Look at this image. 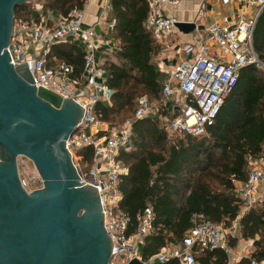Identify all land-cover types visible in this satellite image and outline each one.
<instances>
[{"label":"trees","instance_id":"trees-1","mask_svg":"<svg viewBox=\"0 0 264 264\" xmlns=\"http://www.w3.org/2000/svg\"><path fill=\"white\" fill-rule=\"evenodd\" d=\"M83 1L41 0L40 7L42 12L56 8L67 14ZM148 8V0H109L107 19L113 18L114 23L107 35L116 46L101 49V65L113 92L108 105H95L96 116L109 129L132 118L129 144L117 155L126 167L118 175L117 186L118 209L129 216L127 232L136 229L137 214L149 205L154 227L142 237V256L146 257L168 243L179 244L197 212L224 226L237 219L239 236L252 239L255 249L235 264H251V258H264V198L241 213L234 180L247 177L249 157H264V70L255 63L240 69L235 86L203 134L169 132L160 123L159 113L173 117L177 110L165 105L166 75L155 61L160 45L145 24ZM32 14L30 2L15 5L14 24L27 22ZM252 44L264 62V6L257 16ZM47 55L71 64L73 74H80L83 50L74 41L51 44ZM142 94L162 105L161 111L133 117ZM90 152L89 146L78 148L86 161ZM227 238L231 248L238 246V236ZM193 251L199 264H226L229 257L221 248L195 247ZM155 264L179 263L172 257Z\"/></svg>","mask_w":264,"mask_h":264},{"label":"built area","instance_id":"built-area-1","mask_svg":"<svg viewBox=\"0 0 264 264\" xmlns=\"http://www.w3.org/2000/svg\"><path fill=\"white\" fill-rule=\"evenodd\" d=\"M180 0H148L146 27L158 39L168 36L177 18L164 13L165 4L176 5ZM226 3L229 0H221ZM246 5L264 6V0H238ZM199 23L195 27L191 42L181 46L183 58L175 63H164L159 68L166 74L162 92L164 97L181 96L179 113L163 121L171 133L201 135L218 114L226 96L235 86L240 69L255 63L264 70L252 44V34L258 13L245 15L237 12L233 17L223 16L220 21H205L204 8L197 10ZM80 7H72L67 14L56 12L48 18L43 15L38 21H27L13 25L6 45L11 64H26L31 83L52 90L61 98H70L82 107V113L74 130L65 140L79 181L97 187L103 226L112 244L106 264H154L168 258H177L179 264H198L193 249L221 248L227 253L234 250L228 244L226 226L205 217L202 212L193 215L190 226L179 244L163 245L157 252L143 257L138 241L153 230V212L149 205L137 214V227L127 232L129 216L118 209L120 193L118 175L126 167L118 158L120 148L127 147L131 136V120L125 118L112 130L100 131L101 121L95 113V105H108L113 90L105 82L102 59L96 52L112 50L115 43L98 33L108 32L114 19L98 18L94 24L83 25ZM96 26L98 33L95 31ZM64 41H78L83 50L81 73L73 74L72 65L48 56L51 44ZM104 45V46H103ZM156 106L146 94L137 98L133 117L153 114ZM91 148L89 165L83 172L77 161L72 159V148ZM80 159L82 154L77 155ZM247 177L234 180L235 191L242 201L244 212L264 198V157H249ZM23 185L26 182L20 178ZM252 239H246L247 254L252 251ZM251 249V250H250ZM250 250V251H249ZM244 251H237L236 257ZM251 264H264V258H251Z\"/></svg>","mask_w":264,"mask_h":264},{"label":"water","instance_id":"water-1","mask_svg":"<svg viewBox=\"0 0 264 264\" xmlns=\"http://www.w3.org/2000/svg\"><path fill=\"white\" fill-rule=\"evenodd\" d=\"M27 1L0 0V264H106L112 244L97 187L79 181L65 146L82 107L9 61L14 6ZM17 155L31 160L41 187L21 185Z\"/></svg>","mask_w":264,"mask_h":264},{"label":"crops","instance_id":"crops-1","mask_svg":"<svg viewBox=\"0 0 264 264\" xmlns=\"http://www.w3.org/2000/svg\"><path fill=\"white\" fill-rule=\"evenodd\" d=\"M27 2L31 3L32 13H33L32 14L33 17L29 18L28 21L33 20L36 22L43 15H46L48 16V18H50L54 16L56 12L60 13L56 8H50V9H47L45 12H42L41 7H40L41 0H29ZM201 6L204 8V13H203L202 18L203 20L209 21V22L220 21L223 16L231 18L237 12H243L245 15H254L256 13L259 14L260 10L262 9V8L261 9L258 8L255 5H252V6L246 5L243 2H240L238 0H229L226 3L222 2L221 0H180L176 5L165 4L162 8L163 12L174 15L178 20L177 22H180V24L182 25H177L176 24L177 22H176L172 32L168 36H163L162 38L156 39L160 45L159 50L155 55V61L158 67H160L164 63H175L179 59L183 58L184 54H183V51L181 50V46L184 43L192 41L194 29L196 26L199 25V23L197 22V19H198L197 10ZM108 7H109V0H84L82 6L80 7L83 12L82 24L83 25L94 24L98 18H103L105 20H108L107 19ZM188 23H192L193 27L188 25ZM98 34L108 37L107 33L104 31H100V33ZM108 39L110 38L108 37ZM74 42L81 46L80 42L78 41H74ZM96 55H97V58L100 57L103 60L102 55H101V50L97 51ZM174 96H179V95L176 94ZM179 97L180 98H178L177 100L181 102V96ZM168 104L169 103L165 102L166 106ZM170 105L171 104H169V106ZM176 107L179 109L178 106ZM160 123L162 124V121H160ZM97 128L100 131H103V130L110 131L114 127L109 129L107 122L100 121L97 125ZM245 241L246 240L244 239L240 240L238 246L234 249L232 248L234 252L231 254L228 253L229 257H228V261L226 264H235L239 258H241L242 256L250 255V253L255 249V246L252 245V251H250L251 250L250 249L249 250L250 253L247 254V252H245L246 248L244 247ZM142 243H143V240L141 238L138 241V248L141 254H142ZM168 244H174V243H168ZM239 250L244 251L245 253H243L242 256L236 257V253Z\"/></svg>","mask_w":264,"mask_h":264},{"label":"rangeland","instance_id":"rangeland-1","mask_svg":"<svg viewBox=\"0 0 264 264\" xmlns=\"http://www.w3.org/2000/svg\"><path fill=\"white\" fill-rule=\"evenodd\" d=\"M178 98H180V97L174 96V95H170V96H167L165 98L166 102L171 104L170 106H169V104L167 105V109H170L173 112L175 110H177V114L179 113V109L176 106H178L180 104V102L177 100ZM152 103L156 106L155 111L160 112L163 106L162 105L159 106V104L156 102H152ZM159 115H160V117H159L160 121H162V122L167 120L168 118H171V117H167L162 112H160ZM115 126H118V125H114V127ZM72 153H73L72 159L74 161H77V163L79 164V168L84 172L86 170L87 166L89 165L88 161H86L82 158L80 159L77 156L78 155V149L72 148ZM16 162H17L18 174H19L20 178L26 182L28 187H31V186L39 183L38 177L36 175L37 172H36L33 164L31 163V161L29 159H27L23 155H17L16 156ZM226 230H227L228 235L232 234L234 236H238V241L243 239L239 236L237 219L233 220L231 222L230 226H226ZM244 240H246V239H244ZM252 243H253V241H252Z\"/></svg>","mask_w":264,"mask_h":264},{"label":"flooded vegetation","instance_id":"flooded-vegetation-1","mask_svg":"<svg viewBox=\"0 0 264 264\" xmlns=\"http://www.w3.org/2000/svg\"><path fill=\"white\" fill-rule=\"evenodd\" d=\"M15 7V6H14ZM13 14H14V12H13ZM13 18H14V16H13ZM13 25H14V21L12 20V26H11V31H12V28H13ZM27 158V157H26ZM27 159H29V158H27ZM30 160V159H29ZM31 161V160H30ZM32 163V162H31ZM16 165H17V162H16ZM35 168V167H34ZM36 170V169H35ZM17 172H18V170H17ZM37 172V171H36ZM18 174V173H17ZM37 175V177H38V180H39V183H37L36 185H33V186H31V187H28V186H25V185H23L22 183H21V185L25 188V190L26 191H30V190H32L33 188H39V187H41V184H42V180H41V178H40V176L38 175V173L36 174ZM18 177L20 178V176H19V174H18ZM80 211H78V213H79Z\"/></svg>","mask_w":264,"mask_h":264}]
</instances>
